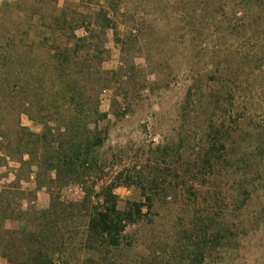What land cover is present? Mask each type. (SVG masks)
Instances as JSON below:
<instances>
[{"label": "trees", "instance_id": "trees-1", "mask_svg": "<svg viewBox=\"0 0 264 264\" xmlns=\"http://www.w3.org/2000/svg\"><path fill=\"white\" fill-rule=\"evenodd\" d=\"M255 6L263 11L258 14ZM262 14L264 0H4L0 164L9 159L20 167L16 181L0 191V256L8 264L60 263L69 244L64 220L74 224L83 208L91 213L93 175L102 168L100 149L107 135L102 123L108 114L101 111V95L111 88L116 115L120 101L141 97L142 91L154 87H169L187 73L192 79L187 105L208 101L227 115L209 150L223 162L227 176L230 171L240 173L237 202L248 196L250 187L260 190L264 184L250 174L257 163L254 152L264 159V136L242 130L234 106L235 96L248 91L255 84V72L264 68V29L255 26L264 23ZM249 24L252 28L246 31ZM80 29L85 36L77 34ZM110 32L122 62L115 71L104 69L111 55ZM249 44L260 52H252ZM138 58L146 61V69L137 66ZM23 116L40 132L25 126ZM255 143L257 149H252ZM35 171L40 189L81 184L88 197L81 203L23 210L29 197L19 184ZM147 201L152 202L150 195ZM147 207L134 203L120 210L115 202L95 208L90 227L121 246L126 223L145 217ZM8 221L19 227L7 229Z\"/></svg>", "mask_w": 264, "mask_h": 264}, {"label": "rangeland", "instance_id": "rangeland-1", "mask_svg": "<svg viewBox=\"0 0 264 264\" xmlns=\"http://www.w3.org/2000/svg\"><path fill=\"white\" fill-rule=\"evenodd\" d=\"M3 2L0 0V5ZM255 10L258 14L263 11L260 6ZM255 26L264 29V23ZM251 28L249 24L244 29ZM77 34L85 36L86 31L80 29ZM116 40L110 32L111 55L104 64L108 71L122 65ZM250 46L252 52L261 50L252 44L247 48ZM136 64L147 68L143 58ZM263 71L255 72V84L248 91L235 96L234 109L241 116L242 130L264 136ZM191 84L187 73L180 74L169 87H154L142 91L141 97L120 101L116 115L111 108L114 89L103 92L100 108L108 114L102 123L107 135L100 149L102 168L93 175L95 199L90 195V215L83 208L74 224L64 220L67 225L62 230L67 232L69 244L59 264H264V185L256 191L250 187L248 196L239 197L237 202L240 173L230 171L227 176L223 162L209 150L212 136L222 132L227 115L208 101L187 105ZM22 123L35 132L41 130L26 116ZM253 147L257 149L256 143ZM254 159L257 163L250 176H257L264 184V159L257 152ZM206 160L212 165L205 166ZM19 167L9 159L0 164V191L16 181ZM19 185L29 197L22 203L23 210H46L56 204L81 203L88 197L81 184L61 190L40 189L36 171ZM73 186L81 188L78 196L67 194ZM148 195L152 202L147 201ZM106 199L108 206L117 202L120 210L134 203L152 207V212L144 208L145 217L126 223L121 246H114L90 227L93 210L105 208ZM5 226L17 229L19 223L8 221ZM0 264L8 262L0 256Z\"/></svg>", "mask_w": 264, "mask_h": 264}, {"label": "built area", "instance_id": "built-area-1", "mask_svg": "<svg viewBox=\"0 0 264 264\" xmlns=\"http://www.w3.org/2000/svg\"><path fill=\"white\" fill-rule=\"evenodd\" d=\"M81 191V188L78 186H73V187H69L67 189V194L72 195V196H78L79 192Z\"/></svg>", "mask_w": 264, "mask_h": 264}]
</instances>
